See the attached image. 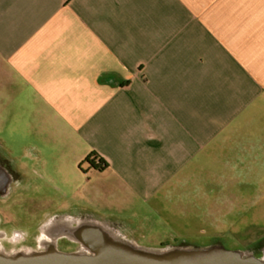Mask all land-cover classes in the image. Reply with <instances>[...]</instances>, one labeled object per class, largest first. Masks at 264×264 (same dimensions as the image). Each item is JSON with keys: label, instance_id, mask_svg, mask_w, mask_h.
I'll return each instance as SVG.
<instances>
[{"label": "crops", "instance_id": "obj_1", "mask_svg": "<svg viewBox=\"0 0 264 264\" xmlns=\"http://www.w3.org/2000/svg\"><path fill=\"white\" fill-rule=\"evenodd\" d=\"M0 143L32 189L82 191L79 211L122 191L117 205L149 223L143 237L161 226L160 194L204 155V179L261 194L250 183L264 181V0H0ZM222 154L237 164L224 176Z\"/></svg>", "mask_w": 264, "mask_h": 264}, {"label": "rangeland", "instance_id": "obj_2", "mask_svg": "<svg viewBox=\"0 0 264 264\" xmlns=\"http://www.w3.org/2000/svg\"><path fill=\"white\" fill-rule=\"evenodd\" d=\"M25 102H27V96L23 95L20 103L22 104V107L19 116L20 118L22 117V120L24 121V127L30 119V101L28 102L29 109H27L26 104H23ZM6 119L7 133L14 131L16 119L15 114L13 113V115L7 116ZM27 131H29V129H24L25 135ZM31 135L33 134L30 131L28 137ZM35 139H37L36 134H34V140ZM258 140H263V138H258ZM216 154L218 155L219 153ZM229 154L224 155V157L222 154L221 157L230 161L232 159ZM207 160L209 161L210 157L204 155L199 163L196 164L195 168L190 166L187 170L185 169L183 176L179 177L181 179L172 183L171 186H168L165 191L160 194V198L164 201V204L158 207H162V210L159 212L161 218L156 216L155 212L152 213L156 216V219L158 217L160 225L164 227H167L168 221H171L173 224L180 223L184 226L182 228L175 227L174 229L170 225L171 229L174 231L176 230L177 232L185 233L186 235L184 237L185 240L177 243V245H180V249H178L179 247H173L172 249L170 248L169 250H166L167 247H165L164 244H160L165 237L162 236L159 240L158 237L160 236V232H158V229H154L153 232L156 234L153 236L148 233L147 236H144L142 239L135 238L137 234L132 233L131 237L134 236V239L130 238L132 242H129L126 239L122 240V237L120 236H118L120 238L116 236L117 239L113 241L106 235V232L102 230V234L107 242L123 251L156 261H165L171 257L175 258L181 255H188L189 253L214 249H226L235 252L241 251L246 254L249 252H256L255 250L257 249V246L263 248L264 181L257 180L251 181L250 183L251 187H261V194L259 195L250 194L253 190L248 187L243 189L241 187L243 181H239L238 179L227 181L216 179L211 182L209 179H204L207 174L202 173L205 172V169L207 168ZM225 164V161H221L220 165H217L222 169L220 173L222 176L226 173L227 168L230 169L237 165L234 161H230V163L223 168V165ZM259 165H261V163ZM261 167H264V162ZM194 169L196 171H194ZM236 171L237 176L241 175V170H239V168ZM194 172H197V174ZM228 172L230 175H234L233 178L236 177L234 173H231V170ZM91 176L93 178L87 183L89 185L97 183L101 184V182L103 183L110 180L112 175L107 172L101 174L93 173ZM41 183L43 184V190L36 191L28 185L29 181H17L13 183V186H10L4 194H2L0 198V216L3 219L2 226L8 225L5 219L8 220L9 218L12 219V221L9 222V225L14 227H30L33 232L38 235L40 233L39 231L42 228H45L44 226L56 225V223L63 221L66 211L75 212V209H78L79 211V207L81 206L78 204V199L80 200L83 196L82 191L76 192L73 196L74 199H69L65 196L63 190H58L56 192L57 195L56 193L54 195V192L56 191L55 185L53 183L50 184V182H47V185H50L52 194H48L45 181H42ZM121 193L119 195L117 193L110 195L103 200V203L97 202L94 205L90 203L87 204L97 210L96 215L99 214L98 216L100 217L113 216V218L117 217L129 220L131 216H133V211H128L127 209V211H124L117 205V202H120L123 199ZM82 201L84 202V199ZM73 212L70 213L74 214ZM3 213H5L6 217H4ZM177 217L180 222L177 220ZM111 222L114 223L115 221L111 219ZM62 225H64V223H61V226ZM121 227L125 229L123 226ZM146 229L147 228H144L143 230L146 231ZM144 231H142L141 234H144ZM244 231H247L245 233L246 237L242 238L241 235ZM249 233L253 234L251 235ZM173 234V232L169 233L168 239L173 240ZM46 236H43L42 238H45ZM47 238L50 240L53 239L52 236ZM44 240L45 239H41V241L38 240L36 243V246L42 250L45 245V242H43ZM137 240L141 241L142 245L145 246L140 245ZM84 243L88 247L87 250H93L94 254H83L72 250V252H67L63 249L59 251L51 248L45 252L41 250L34 253H28L27 255L8 257L1 252L2 248L0 246V256L17 259L21 257H34L53 253L80 256L95 255L97 251L93 245L89 242ZM216 243L218 244V247H213L212 245ZM166 245L171 247L172 244L167 243ZM15 246L17 247L19 245ZM74 246L76 247V245ZM261 261L264 262V260Z\"/></svg>", "mask_w": 264, "mask_h": 264}, {"label": "flooded vegetation", "instance_id": "obj_3", "mask_svg": "<svg viewBox=\"0 0 264 264\" xmlns=\"http://www.w3.org/2000/svg\"><path fill=\"white\" fill-rule=\"evenodd\" d=\"M6 154V149L4 146L0 143V198L2 194H4L7 189L10 186H13V183L18 180L13 173V160L10 159L9 157L5 156ZM8 175H7V173ZM9 176V177H8ZM210 186V185H209ZM164 204V203H163ZM155 212L156 216H159L161 218V215L159 214L160 210L158 211H152L151 214ZM74 214L70 212H66L64 214V220L56 223V225H51V226H44L45 228H42L39 232V234H35L33 230L30 227H24V226H11L9 225V222L12 221V219L6 220V223L8 225L2 226L3 219L0 216V246L2 248V251L6 256L8 257H17L20 255H27L28 253H34L36 251H41L42 249L38 248L36 246V243L38 240L41 241V239H45L43 242L44 244V249L42 251H47L51 248H54L56 250L61 251L62 249L67 251V252H80L83 254H94L93 250L89 251L87 250L88 247L85 245V240L84 239V231H90L94 229H100L101 231L104 230L106 232V235L111 239L115 240L117 239L118 236L122 237L121 239H126L129 242H132L130 238L134 239V236L131 237L132 233H136L137 235L135 238H143V236L140 234V231H144V228H147L149 223H145L141 225V230L139 227L137 228L136 224V219H125V220H114L115 222H111V220L103 219L102 217L98 215H94L91 213H87L84 211H75L73 212ZM4 217L5 216V213ZM155 216V218H156ZM133 220H136L133 222ZM158 220V217H157ZM178 220V219H177ZM65 221V222H64ZM179 221V220H178ZM159 226H160V220H158ZM168 221L167 227L160 226V227H155L154 229H158L159 233V240L160 237L164 236L165 239L160 242V244H164L166 250L174 248L180 249V245H177V243L181 242L182 240H185L184 237L186 236L185 233L177 232L176 230L174 231L171 229V223ZM180 222V221H179ZM61 223H64V225L61 226ZM154 223V222H153ZM162 223V222H161ZM155 224V223H154ZM169 225V226H168ZM121 226H123L125 229H123ZM175 227H184L180 223L176 224ZM175 227H173L175 229ZM117 229V230H116ZM259 229V228H256ZM148 228L146 229L147 232ZM169 230V231H168ZM165 232L168 233H174L173 234V240L168 239V236H165ZM247 231H244L243 234L241 235L242 238H245V233ZM63 234V235H62ZM148 233H146L145 236H147ZM150 234V233H149ZM156 233H153V235ZM253 234V233H249ZM49 235V236H46ZM152 235V236H153ZM43 236H46L45 238H42ZM52 240L48 239L47 237H51ZM117 236V237H116ZM118 237V238H120ZM83 238V239H82ZM140 239V240H141ZM239 239V238H237ZM64 240V242H63ZM172 240V241H169ZM240 240V239H239ZM62 241V244H61ZM139 241V240H137ZM142 241V240H141ZM141 241H139V244L142 245ZM241 241V240H240ZM112 242V241H111ZM126 242V241H124ZM13 243V244H11ZM24 243V245H23ZM172 244L171 247L167 246L166 244ZM219 244V242H218ZM217 243L213 244V247H218ZM19 245V246H15ZM76 245V247L74 246ZM36 246V247H35ZM74 246V247H73ZM129 246V245H128ZM145 246V245H142ZM130 247V246H129ZM135 248V247H134ZM1 250V249H0ZM72 250V251H71ZM237 251V250H236ZM256 252H249V253H242L241 251H238V253L243 256L244 258L246 257H255L257 259L264 260V247L260 248V246H257V249L255 250Z\"/></svg>", "mask_w": 264, "mask_h": 264}, {"label": "water", "instance_id": "obj_4", "mask_svg": "<svg viewBox=\"0 0 264 264\" xmlns=\"http://www.w3.org/2000/svg\"><path fill=\"white\" fill-rule=\"evenodd\" d=\"M122 85V82L118 84ZM84 240L97 251L95 255L80 256L53 253L17 259L0 256V264H264L255 257H242L238 252L214 249L189 253L168 260H151L123 251L108 243L100 229L84 231Z\"/></svg>", "mask_w": 264, "mask_h": 264}, {"label": "trees", "instance_id": "obj_5", "mask_svg": "<svg viewBox=\"0 0 264 264\" xmlns=\"http://www.w3.org/2000/svg\"><path fill=\"white\" fill-rule=\"evenodd\" d=\"M86 162H89L91 166L98 170H105L109 166L108 162L100 157L98 153H93L91 156H88Z\"/></svg>", "mask_w": 264, "mask_h": 264}]
</instances>
